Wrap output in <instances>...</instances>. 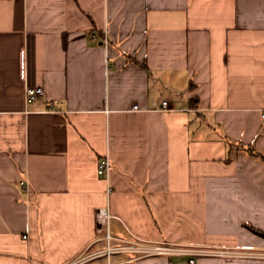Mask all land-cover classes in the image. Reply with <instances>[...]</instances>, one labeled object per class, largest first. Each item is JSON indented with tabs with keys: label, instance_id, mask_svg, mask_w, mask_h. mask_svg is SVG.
I'll use <instances>...</instances> for the list:
<instances>
[{
	"label": "crops",
	"instance_id": "0c3cea01",
	"mask_svg": "<svg viewBox=\"0 0 264 264\" xmlns=\"http://www.w3.org/2000/svg\"><path fill=\"white\" fill-rule=\"evenodd\" d=\"M102 208L169 248L115 264H264V0H0V264L105 257Z\"/></svg>",
	"mask_w": 264,
	"mask_h": 264
},
{
	"label": "built area",
	"instance_id": "2783aa9c",
	"mask_svg": "<svg viewBox=\"0 0 264 264\" xmlns=\"http://www.w3.org/2000/svg\"><path fill=\"white\" fill-rule=\"evenodd\" d=\"M93 38H95L93 36ZM43 94V91L40 87H35V88H26L25 91V97L26 99H32L34 97L37 96H41ZM162 108H167V102L163 101L162 102ZM111 170V163H110V159L105 156L104 158L100 159L98 162V166H97V173L99 175H104L107 176L109 174ZM20 185L22 187H27V185H25V183L22 181L20 182ZM110 219V215L107 211L106 208H102L98 210L97 213V220H98V230L99 231H103L105 230L103 239L106 242V247L103 251H101V254L104 255L106 257V263L105 264H115L114 262L111 261V256L116 254V253H121V252H134L137 253L141 256H145V255H153V254H162V253H166L169 251V248L167 247H163V246H144L143 244H134L133 242L127 241L125 239H118V241H120L122 244H118V245H112V241L115 240L116 238L113 237L110 232H109V228H108V221ZM177 253H182V254H188V255H199V254H205L204 252H202L201 250H187V249H179L176 251ZM95 256H92L91 259H94ZM88 258H81L78 259L76 262H74L73 264H87V262L89 261ZM189 264H193V259H189L188 261Z\"/></svg>",
	"mask_w": 264,
	"mask_h": 264
},
{
	"label": "rangeland",
	"instance_id": "374dc122",
	"mask_svg": "<svg viewBox=\"0 0 264 264\" xmlns=\"http://www.w3.org/2000/svg\"><path fill=\"white\" fill-rule=\"evenodd\" d=\"M114 259H116V257H113V260ZM105 260H106V258L105 257H100V258H98V259H96V260H94V261H92V262H89L88 264H103V263H105ZM131 264H136V262H133V263H131Z\"/></svg>",
	"mask_w": 264,
	"mask_h": 264
}]
</instances>
